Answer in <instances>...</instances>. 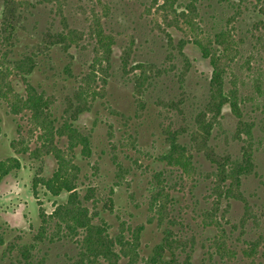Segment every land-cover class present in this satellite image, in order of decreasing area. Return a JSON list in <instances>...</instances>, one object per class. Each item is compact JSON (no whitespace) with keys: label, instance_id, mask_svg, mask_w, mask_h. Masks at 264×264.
Returning a JSON list of instances; mask_svg holds the SVG:
<instances>
[{"label":"rangeland","instance_id":"obj_1","mask_svg":"<svg viewBox=\"0 0 264 264\" xmlns=\"http://www.w3.org/2000/svg\"><path fill=\"white\" fill-rule=\"evenodd\" d=\"M187 1L181 0V5ZM2 2L0 0V8ZM15 2L24 17L15 39V56L37 45L43 33L65 29V23L67 28L81 33L79 40L74 41L76 45L67 52L54 47L48 51V56H41L40 65L29 78L39 90L55 97L52 111L56 118L64 115L67 98L77 86L76 78L64 74L65 67H70L71 75L88 72L99 42L102 43V39L110 41L111 68L106 84L96 79L97 84L90 85L99 95L90 110L74 122L80 131L91 135V156L81 157L77 148L75 163L81 170L77 190L81 195L89 188L94 190L96 204H87L91 212H98L94 223L103 220L112 236L122 221L133 227L144 225L140 255L147 257L161 241L163 231L170 228L168 221L158 224L149 207L153 175L162 171L167 177V191L173 199L171 229L187 241L185 252L178 255V264H187L184 263L186 253L190 256L188 264H263L264 0H243L241 3L237 0H199L197 5L200 26L205 32L229 27L239 42V56L229 67L226 84L228 87L229 79H236L243 120L252 124L254 138L256 173L244 179L242 185L250 205L244 223H240L244 218L242 203L231 200L228 208L225 202L221 205L220 211H224L225 220L229 222L224 224L230 233L227 244L235 251L234 258L225 261L211 256L209 240L216 231L203 226L201 215L212 203L211 172L214 167L203 152L190 148L193 144L190 138L194 129L192 121L207 100L211 68L189 44L184 45L180 50L183 54H180L177 46L186 39V30L167 27L153 0ZM125 53L129 54L131 65L141 62L157 69L153 70L152 79L143 85L141 93H137L134 86L137 70L122 71L120 59ZM97 75L104 77L99 72ZM10 79L14 91L23 93L21 79L14 75ZM236 128L237 119L228 107H224L219 125L212 130L208 141L215 154L239 156L243 143L234 137ZM0 129V161L15 156L21 164L19 170L0 181V232L4 239L0 247V264H14V260L4 254L6 245L11 241L31 242L40 226L39 211L50 214L67 195L62 193L53 197L38 188L35 198L31 192L33 176L41 170V176L49 177L56 163L52 156L31 160L27 155H14L10 146L13 140L21 142L17 148L27 145L31 150L36 147L38 133L33 130L27 113L12 116L0 100ZM173 130H184L179 141L191 149L197 169L192 178L179 177L177 171L170 172L160 160L168 147L167 132ZM109 202L111 210L105 207ZM150 219L152 221L148 222ZM253 242L258 243L257 251L248 257L244 253ZM76 253L77 246L70 241L44 243L34 251L35 263L73 264Z\"/></svg>","mask_w":264,"mask_h":264},{"label":"trees","instance_id":"obj_2","mask_svg":"<svg viewBox=\"0 0 264 264\" xmlns=\"http://www.w3.org/2000/svg\"><path fill=\"white\" fill-rule=\"evenodd\" d=\"M198 1L189 0L181 5V0H153V4L163 15L167 27L177 29L183 27V30H186V39L179 42L177 49L180 51L184 45H191L199 52L202 59L208 61L211 68L207 100L192 121L194 129L190 132V138L193 144L190 148L203 152L214 167L211 172L212 203L201 215L203 226L216 231L209 240L211 256L225 261L232 260L235 251L227 244L230 233L227 232L224 224L229 222L225 220L224 211L223 213L220 211L221 205L225 202L228 208L231 200L242 203L244 218L240 223H244L250 205L244 196L242 185L244 179L256 173L254 138L251 131L252 124L243 120L236 79L230 78L228 87L226 84L229 67L239 56V42L234 38L229 27H222L211 33L204 31L200 26ZM237 1L241 3L243 0ZM238 7L237 3V10ZM61 19L63 23L66 22L63 17ZM23 20L24 17L19 12L15 0H3L0 8V100L6 104L8 113L12 116L27 113L33 130L38 133L34 149L30 150L27 145L17 148L21 142L18 143L16 140H13L10 146L16 156L27 155L31 160H40L44 156H52L55 159L56 167L49 177L41 176L39 173L41 170L33 176L30 189L35 198L38 188L44 189L53 197H58L62 193L67 197L64 202L55 205L50 214H46L43 210L39 211L40 226L32 236L31 242L21 244L11 241L6 245L4 254L13 259L14 264H36L34 251L40 244L70 241L77 246L73 264H121V261H125L124 264H178V255L185 252L187 241L171 229L173 199L167 191L169 189L167 177L162 171L153 175L149 207L156 222L161 225L164 221H168L170 228L163 231L161 241L153 247L147 257L140 255V236L144 225L133 227L122 221L117 233L114 236L110 235L109 227L103 220L94 223L98 212L94 210L91 212L87 206L90 202L96 204L93 188H89L84 195L77 190L81 170L75 163V150L79 148V155L83 158H89L92 151L91 135L80 131L74 122L79 115L90 110L96 96L99 95L90 85L97 84L96 79H101V82L106 84V76L111 68L110 41L102 39V43L99 42L95 49L96 56L88 72L77 76L71 75L70 67H65L64 74L76 78L77 86L71 97L67 98L68 107L64 110V115L56 118L52 111L55 97L39 90L30 83L29 78L40 65L41 56H48V51L54 47L67 52L76 45L74 41L79 40L81 33L67 28L65 23L63 24L65 29L60 32L43 33L37 45L15 56L13 48ZM180 54H183L182 51ZM128 58L129 54L125 53L120 59L122 71L125 73L127 70H137L134 86L137 93H141L143 85L148 79H152L153 70L157 69L151 64L141 62L131 65ZM97 72L104 77H97ZM13 75L23 82L24 89L21 94L13 89L10 79ZM224 107H228L237 119L234 137L243 143L238 157L217 155L208 145L212 130L219 125ZM182 133L184 130L167 132L168 147L160 156V160L170 172L177 171L179 177L192 178L197 174V169L193 163L191 149L179 141ZM20 167V161L15 156L1 160L0 181ZM110 205L111 202L105 205L107 210H111ZM151 221L152 219L148 220ZM230 226L235 228L234 225ZM3 244V234L0 232V247ZM257 244V242L250 243L244 254L252 257L257 251ZM189 259L190 256L186 253L184 263L188 264ZM261 259L264 264V252L261 254Z\"/></svg>","mask_w":264,"mask_h":264}]
</instances>
